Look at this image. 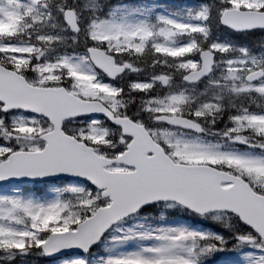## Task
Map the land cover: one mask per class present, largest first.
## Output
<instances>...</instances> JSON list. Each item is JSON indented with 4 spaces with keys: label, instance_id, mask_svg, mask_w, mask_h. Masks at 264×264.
I'll return each instance as SVG.
<instances>
[{
    "label": "snow or ice",
    "instance_id": "obj_1",
    "mask_svg": "<svg viewBox=\"0 0 264 264\" xmlns=\"http://www.w3.org/2000/svg\"><path fill=\"white\" fill-rule=\"evenodd\" d=\"M0 264H264V0H0Z\"/></svg>",
    "mask_w": 264,
    "mask_h": 264
}]
</instances>
